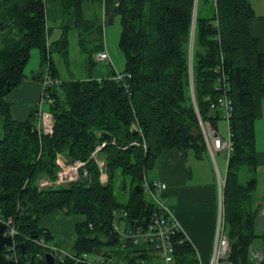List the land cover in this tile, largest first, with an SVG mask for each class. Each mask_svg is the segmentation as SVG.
<instances>
[{
  "label": "trees",
  "instance_id": "16d2710c",
  "mask_svg": "<svg viewBox=\"0 0 264 264\" xmlns=\"http://www.w3.org/2000/svg\"><path fill=\"white\" fill-rule=\"evenodd\" d=\"M45 1L0 0V218H13L18 232L15 243L25 244L32 264H48L37 255L45 249L28 237L36 232V237L50 241L49 231L38 222L58 209L67 215H85L75 224L70 251L115 255L131 264L133 250L120 248L110 235L112 212L124 208L128 218L147 215L151 203L143 193V177L153 168L161 148L191 150L195 155L206 152L198 118L213 127L220 119L216 105L222 93L216 89L220 63L231 101V150L221 187L229 260L253 264L247 248L257 236L253 228L261 207L253 196V123L264 96V54L248 32L249 1L59 0L64 12H74L78 43L90 66L96 61L94 53L103 48L104 24L120 16L119 47L125 56L123 71L130 76L120 82L112 71L101 79L61 80L50 89L52 133L39 135L34 128L35 111L24 121L12 119L6 96L24 78L33 49L40 54V72L34 76L40 80L46 62L56 75L52 51L67 59L65 32L48 43ZM133 121L144 131L145 150L130 144L141 141L130 130ZM112 138L115 144L110 143ZM101 141H107L101 151L108 167L106 184L89 162V184L38 186L42 176L56 178L58 153L70 160H87ZM119 177L118 188L128 191L124 201L115 190ZM258 236L264 249V233ZM103 245L113 247L105 251ZM15 251L20 253L18 247ZM174 259L177 264H195L186 241L176 245ZM53 264L74 262L64 258Z\"/></svg>",
  "mask_w": 264,
  "mask_h": 264
},
{
  "label": "crops",
  "instance_id": "0c3cea01",
  "mask_svg": "<svg viewBox=\"0 0 264 264\" xmlns=\"http://www.w3.org/2000/svg\"><path fill=\"white\" fill-rule=\"evenodd\" d=\"M248 1L252 11L247 22L248 32L255 38L258 51L264 54V0ZM44 9L45 24L49 29L48 43L60 38L63 32L67 37V59L58 52L50 53L55 74L60 80L101 79L109 76L112 71L115 73L124 70L125 56L119 47L121 33L119 15L113 16L111 21L114 25H104L102 28L103 48L99 51H106L108 59L94 61L95 64L90 66L87 53L80 49L78 43V30L73 10L64 12L59 0H46ZM34 51V53L31 51L30 55V58L32 55L34 58L33 65L28 68L27 63L24 78L17 88L6 96L10 116L17 121L26 120L42 97V82L34 77L40 72V54L37 49ZM45 102L42 103V108L48 111L49 102ZM253 134L255 179L253 196L255 201L261 204L254 223L255 231V224L257 227H264V96L260 100L259 116L253 123ZM217 153L215 152L211 157L207 148L205 153L195 155L191 150L163 147L156 157L151 176H149V180L159 179L165 183L166 187L162 191L164 201L178 222L191 248L194 260L200 264H202L200 257L202 258L208 251L210 255L218 212V183L223 184L226 171V158L220 162L215 157ZM62 213L61 210H53L38 222L39 227L49 231L52 240L55 238V231H53L55 227L50 224V221L53 216L57 218ZM71 215L80 217L74 222L73 229L76 223L85 219L83 214ZM259 218H263L262 223L258 221ZM56 224L62 234V238L54 240V244L58 245L57 243L62 244L65 238L69 237L70 230L64 226L63 220Z\"/></svg>",
  "mask_w": 264,
  "mask_h": 264
},
{
  "label": "built area",
  "instance_id": "2783aa9c",
  "mask_svg": "<svg viewBox=\"0 0 264 264\" xmlns=\"http://www.w3.org/2000/svg\"><path fill=\"white\" fill-rule=\"evenodd\" d=\"M94 59L96 61H105L108 59V54L106 51H98L94 54ZM129 76L130 74L124 71H117L114 74V78L120 82H124ZM226 79V74L222 73V68H220L216 78V89H221L222 93L217 98L216 105L220 108V118L226 124V137L222 138L217 129L211 126L208 121H201L198 118L199 127L207 151L211 157H213L215 152L220 150H224L226 155H228L231 150V133L228 124L231 114V101L226 94L228 90ZM41 82L43 91L42 97L34 109L37 116L34 128L40 133L51 134L53 116L49 110L46 111L42 108V103L45 101L50 103V89L54 85L59 84L61 80L52 73L48 62L44 65ZM210 107L213 108V105L211 104ZM130 130L141 137V141H133L130 144L138 145L146 149L144 131L137 121H133L130 124ZM115 141V138H112L110 143L115 144ZM106 144L107 141L98 143L95 150H93L88 157V159L93 158L98 161L100 181L102 183L106 182L108 178L106 172L103 170L104 161L100 158L99 154L97 155V151L99 153L101 148ZM125 147L126 146L123 148ZM87 160H70L65 155H56V163L59 165L56 178L52 181L47 178H40L38 186L41 188L45 185H61L78 180L82 176V172L83 174L86 173L85 165ZM220 185L221 182L218 183V212L207 264H232L229 260L230 243L226 236V226L220 208ZM165 187L163 181L159 179L148 180L147 176L144 175L142 182L143 193L151 203L147 215L128 218L127 211L124 208H119L112 212L113 221L111 223L112 229L110 235L120 248H131L133 250L135 258L131 264H177L174 259L175 247L183 243V241H186V239L178 222L173 217L164 201L162 191ZM0 223H3L5 226L4 234L11 236L14 240V236L18 232L13 218H0ZM28 239L33 241L36 246L43 247L45 251L52 253L55 260L58 261L69 258L74 264H109L114 261L118 264H128L126 260L118 259L115 255H103L98 253L97 256L88 252L76 254L69 249L59 247L51 241H46L42 236L35 238H30L29 236ZM4 253L7 258H12L16 261L18 254L15 251V247L6 246ZM247 254L253 264H264V249H262V247L258 248L250 245L247 248ZM37 255L43 257L40 253H37ZM114 257H116V259ZM195 264L200 263L195 261Z\"/></svg>",
  "mask_w": 264,
  "mask_h": 264
},
{
  "label": "rangeland",
  "instance_id": "374dc122",
  "mask_svg": "<svg viewBox=\"0 0 264 264\" xmlns=\"http://www.w3.org/2000/svg\"><path fill=\"white\" fill-rule=\"evenodd\" d=\"M98 7V6H97ZM96 7H95V5H93V9H92V12L94 13V12H96ZM115 19V18H114ZM113 23H112V21L111 22H107L106 24H104V25H112ZM114 25V24H113ZM35 49H33L32 50V52L34 53L35 51H34ZM33 63H34V58H33V55H32V57L29 59V61H28V65H27V67L29 68V67H31L32 65H33ZM216 67H218L219 69L220 68H222V66H221V64L219 63V65H217ZM227 77V76H226ZM217 78V77H216ZM45 104H47L46 102H45ZM45 109V108H44ZM53 127V126H52ZM215 127H216V129H217V131H218V133L220 134V136L222 137V138H225L226 137V124H225V122L222 120V119H218V120H216V123H215ZM38 132V131H37ZM0 134H1V127H0ZM38 134L40 135V134H43V133H40V132H38ZM98 145V143L95 145V147H94V149L93 150H95V148H96V146ZM147 146V145H146ZM103 148V147H102ZM102 148H101V150L99 151V153H98V151H97V155L99 154L100 155V158L104 161V171L106 172V174H107V178H108V167H107V163H106V159H105V157H104V155H102ZM92 150V151H93ZM145 150V149H144ZM91 151V152H92ZM58 154H60V153H58ZM57 154V155H58ZM91 155V154H90ZM215 157L220 161V162H223L224 161V159L226 158V153H225V151L224 150H220V151H218V153L217 154H215ZM55 162H56V159H55ZM89 162H93L94 164H95V166L97 167V170H98V172H99V180H100V170H99V168H98V161H96L95 159H93V158H89L88 160H87V162H86V165H85V168H86V173L85 174H83V172H82V176L78 179V180H76V181H74V182H72V183H75V182H85L86 184H89L90 183V171H89V168H88V164H89ZM57 164V163H56ZM58 165V164H57ZM58 169H59V165H58ZM58 169H57V171H58ZM151 173H152V171L151 170H149L148 172H147V178H148V180H149V176H151ZM41 178H47V179H49V180H54V179H51V178H49V177H47V176H42ZM121 178L122 177H119L118 179H116L117 181H116V183H115V190H116V192L117 193H119L118 195H119V197H121L120 199L121 200H125L126 198H127V196H128V191L127 190H120L119 188H118V186H119V184H120V182H121ZM40 179V178H39ZM39 179H38V181H39ZM37 181V182H38ZM126 181H128V179H126ZM101 182V181H100ZM108 182V180L106 181V182H104V183H102V184H106ZM69 184H71V182H69L68 184H61V185H64V186H67V185H69ZM55 186H60V185H52V186H49V185H45V186H43V187H41V189H44V188H46V187H51V188H53V187H55ZM221 187H222V184L220 185ZM220 208H221V212H222V217H223V208H222V204H221V189H220ZM79 215H67V214H64V212L62 213V214H60L59 215V217H57V218H55L54 216L52 217V219H51V221H50V224L51 225H53L54 227H55V230H53V231H55V234H54V239L52 240L51 239V242L52 243H54L55 241H57V239L56 238H58V239H60V238H62V234L60 233V231H61V229L60 228H58V227H56V225H58V224H56L58 221H61V220H63L64 221V226L65 227H68L69 228V230H70V235H69V237L67 238H65V240H64V242H62V244H60V243H57L58 245H59V247H61V248H64V249H70V244L72 243V241H73V239H74V229H73V226H74V222L75 221H77V220H79ZM224 220V219H223ZM263 220V218H259L258 219V221H260V223H262L261 221ZM49 228V227H48ZM255 233V235H257V236H255V237H253L252 238V241H251V243H250V245L251 246H253V247H261V244H262V240H261V237L260 236H258V235H260L261 233H263L264 232V227L262 226V227H257V225L255 224V231H254ZM55 240V241H54ZM111 247H113V246H111V245H103V246H101V249H104L105 251L106 250H109ZM95 255H97L98 256V254H95ZM209 256V251L205 254V255H203V257L201 258L200 257V259H201V261H202V264H207V262H208V257ZM115 259H116V257H114ZM113 258V259H114ZM109 264H118L117 262H110Z\"/></svg>",
  "mask_w": 264,
  "mask_h": 264
},
{
  "label": "water",
  "instance_id": "95a60500",
  "mask_svg": "<svg viewBox=\"0 0 264 264\" xmlns=\"http://www.w3.org/2000/svg\"><path fill=\"white\" fill-rule=\"evenodd\" d=\"M190 91L192 92V87L190 86ZM135 188L139 190V185H136ZM4 224L0 223V264H15L16 262H20L22 264H32L33 256L27 254L25 251L24 243H15L13 238L9 235L4 234ZM37 236L36 232L30 233V238H35ZM6 246L18 247L20 249V253L17 255L16 261L12 258H7L4 249ZM44 260L48 264H53L55 262V258L52 253L49 251H45L43 254Z\"/></svg>",
  "mask_w": 264,
  "mask_h": 264
}]
</instances>
